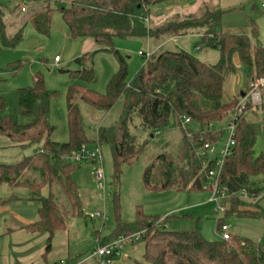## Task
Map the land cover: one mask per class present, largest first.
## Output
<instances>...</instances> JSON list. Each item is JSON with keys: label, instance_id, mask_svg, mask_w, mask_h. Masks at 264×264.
Masks as SVG:
<instances>
[{"label": "trees", "instance_id": "obj_1", "mask_svg": "<svg viewBox=\"0 0 264 264\" xmlns=\"http://www.w3.org/2000/svg\"><path fill=\"white\" fill-rule=\"evenodd\" d=\"M17 1L0 0L2 47H13L23 39V26L8 38L3 21L8 4L17 5ZM30 1L44 3L41 11L27 19L37 34L48 35L51 15L57 11L72 38L91 39L98 48L74 59L77 70L61 69L67 71L71 79L65 93L66 142L50 139L54 127L49 122V102L54 92L45 87L41 77H35L29 86L11 92L0 91V135L14 145L35 147L30 155L16 163L0 164V184L26 188L29 199L39 204L37 219L25 229L47 233L48 250L52 235L65 230L67 217L82 215L80 195L72 177L77 166L67 160V156L82 144L92 142L99 145L94 140L97 138L101 145L109 146L112 182L117 185L121 167L132 163L142 152L144 144L163 135L167 129L178 127L184 134L181 159L187 162L193 175L187 183L181 181L184 185L180 191L188 193L210 187L205 171L215 165L210 160L208 167L203 168L198 150L208 143L215 147V154L223 144H219L220 138L224 132L228 134L233 124L234 144L223 158L217 181L229 196L226 215L258 218L263 222V232L258 240L237 234L227 240H207L195 227L170 228L174 214L161 218L143 214L139 207H136L133 221L124 223L117 218L113 232L98 240L104 245L119 237L139 233V238L130 244L142 246L141 264H264V210L256 206L258 189L251 187L253 178L264 175V112L260 110L261 104L252 106L248 103L239 114L236 110L242 97L240 94L248 93L255 80L264 78V47L257 40L255 29L250 34L221 31V11L203 4L193 15L171 18L167 25L157 30L160 29L167 37L201 35L200 47L217 50V62L206 63L176 47L162 46L144 56L143 65L127 82L126 58L115 50L114 39L148 41L159 37L156 29L150 26L151 12L156 7H164L170 0H71L68 6L63 3L53 5L50 0ZM99 50L112 52L118 64L102 94L86 87L95 81L91 55ZM22 65L15 63L10 69L17 71ZM236 72L241 77L242 86L237 93L225 98L223 86ZM261 91L264 98V88ZM79 103L100 112L97 121L101 125L94 138L87 135L89 129ZM113 109H118L117 119L105 125L102 119ZM133 118L139 120L141 131L147 132V139L138 144L129 132ZM184 118H189L190 122L184 124ZM191 123L197 126L196 131L186 129V125ZM258 142L261 150L256 153ZM214 154L211 156L217 157ZM166 159L163 154L157 155L144 168L142 183L146 189L165 190L179 183L173 164ZM156 162L160 165L157 179L151 173ZM193 165L197 167L191 168ZM197 171L199 174L195 177ZM187 175L183 173L181 177ZM54 183L66 203L67 217L59 212L56 196L42 194L43 189H50ZM246 194L257 199L250 205L253 209L242 208L247 201L243 199ZM223 223H226L224 217L216 220L218 231Z\"/></svg>", "mask_w": 264, "mask_h": 264}, {"label": "rangeland", "instance_id": "obj_2", "mask_svg": "<svg viewBox=\"0 0 264 264\" xmlns=\"http://www.w3.org/2000/svg\"><path fill=\"white\" fill-rule=\"evenodd\" d=\"M63 1L65 6L69 5L68 0ZM196 1L199 2L200 0ZM209 1L210 3H215L216 8L221 11L220 30L236 34H250L252 28L256 27L259 43L264 47V6H262L264 0ZM166 5L162 8L156 7L151 12L149 22L151 28L156 29V32L157 28L167 25V20L171 18L180 19L197 12V9L194 11L179 9L178 7H181V5L175 3V0L168 5H171L170 10L165 11ZM206 5L208 7L211 6L209 4ZM11 7L12 10H16V3H12ZM172 8L176 11H171ZM17 18L4 20L8 38L15 34L19 24L22 23L19 20L12 23ZM21 31L23 34L21 42L10 48L0 46V91L11 92L19 87L29 86L35 77H41L45 87L54 92L49 102V122L54 127L50 139L60 143L66 142L68 140V132L65 93L71 79L69 73L61 71V69L71 71L78 69L74 59L82 54L81 49L86 48L84 39L71 37L66 24L57 11H53L51 15V26L48 35L37 34L29 22L24 24ZM200 39L197 35L189 34L180 36L170 45L172 47L177 46L200 61L207 63L217 62L219 58L218 51L205 46L200 47ZM152 40L154 38L148 41L144 39H114L115 50L126 58L127 82L133 79L139 67L143 65L144 56L153 52L154 43H152ZM138 51L144 55H139ZM54 56L60 59L57 64L52 62ZM15 63H22L23 65L19 70L13 71L10 68ZM91 66L95 81L86 84V87L98 94H102L105 92L107 82L117 70L116 56L112 52L96 51L91 55ZM241 86L240 75L237 72L233 73L223 86L225 98L234 95L235 92L237 93L238 88ZM262 96L261 93L260 110L264 112V98ZM79 106L84 123L89 129L87 135L90 138H94L95 133L100 128L99 125H101V122L97 121V114H100V112L95 111L84 103H79ZM117 113L118 109L111 110L102 119L104 124L109 125L115 121ZM129 128V132L134 136L136 144L147 139V132L141 131L137 118H133ZM186 129L196 131L197 126L191 123L186 125ZM183 136L184 134L180 128H169L163 135L151 139L147 145L144 144L145 147L140 155L132 163L121 167L117 185L112 182V161L109 146L107 144L101 145L97 138H94L100 145L104 187L102 191L97 188L96 182L91 175V164L89 162L73 164L77 166L72 177L80 195L82 215L79 217L66 216L67 206L55 183L50 189L46 187L42 190L43 195L52 193L58 198L59 212L67 217L65 230L54 233L49 241V248L45 256L47 264H52L54 261H57L55 264H100L93 255L94 248L98 244L101 245L98 239L102 240L113 232L117 218L124 223L133 221L136 207H139L143 214L157 215L161 218L174 214L169 223V227L172 229L182 230L195 227L205 239H219L220 235L216 228L218 216L213 211L216 204L210 200L212 191L207 190L209 187H205V190L189 191L188 193L187 191H180L184 185L181 181H186L187 183L192 175L187 162L181 159L183 156L181 151ZM227 139L228 134L224 132L219 144L226 142ZM91 143L89 142V145L86 144L89 150L94 145ZM33 148L35 147L14 145L4 135H0V164L16 163L30 155L33 152ZM260 150L261 143L258 142L255 146V151L259 153ZM160 154H163L167 158L166 160L173 164L175 174L178 176L176 179H178L179 183L174 184L170 189L148 190L142 183V172L154 160L155 156ZM159 166L157 163L155 169L151 171L156 179L159 177ZM196 167L195 165L191 166L193 169ZM202 167L206 168L207 166L204 167L202 163ZM183 173H188V175L181 177ZM198 174L197 171L195 177ZM252 181L251 187L259 191L257 195L259 199L256 206L264 210V175L257 176ZM7 188L9 187L6 185H0V199L11 195ZM16 189L13 192L16 196L22 195L23 191L25 192V189L18 187ZM243 199L247 201H244L245 206L242 208L253 209L250 205L254 204L257 199L250 198L249 194H246ZM21 202L24 203L20 208H13V205H9L2 209L1 212L5 213L11 208L12 210L22 211L27 215H31L37 206V202L33 200H22ZM222 217H224L226 223L230 224V233L232 235L237 234L251 240H258L263 232V222L258 218L239 217L228 213L227 215H222ZM128 245L125 244L118 256L123 255L125 248L130 246Z\"/></svg>", "mask_w": 264, "mask_h": 264}, {"label": "crops", "instance_id": "obj_3", "mask_svg": "<svg viewBox=\"0 0 264 264\" xmlns=\"http://www.w3.org/2000/svg\"><path fill=\"white\" fill-rule=\"evenodd\" d=\"M68 1L69 3L71 2V0ZM50 2L53 5L58 3H64L63 0H50ZM29 3L30 4H27L26 10L24 12L20 11L18 5H16V10H12L11 4H8V10L5 11L3 21L5 19L12 20V18L18 17L17 19L12 21V23H15V21L18 22V20L22 21V23L19 24L18 28L16 29L17 31L20 27L24 26V24L27 23V19L29 16L41 11L44 8V3L42 2L30 1ZM170 3H173V1L170 0L167 2L165 11L170 10L171 5L168 6ZM175 3L181 5V7H178L181 10L188 9L194 11L195 9H197L198 11V9H200L201 5L203 4H209L211 5V8H216V4L210 3L209 0H200L199 2H195V0H175ZM174 10L175 9L172 8L171 11ZM252 29H255L257 40L259 41L256 27H253ZM156 33H159V37H156L154 38V40H152V43H154V47L152 49L153 52L160 49L162 47V44L163 46L172 47L170 44L180 37L163 36L162 31L160 29H158ZM191 35H197L201 38V35L199 34ZM84 44L86 48L81 49L82 54L85 52L93 51V49L98 48L91 39H84ZM0 185L8 186L9 188L7 189L11 193V195H9L7 198L0 199V264H47L45 256L47 252L46 245L48 234L41 232H31L25 229V226L32 224L37 219V209L39 205L38 202L36 201L37 206L31 213V215H27L22 211L12 210L11 208L5 213L1 212V210L4 209L6 206L13 205V208H20L24 203L21 202L22 200L30 201L33 199H29V192L26 188L8 185L5 183H2ZM16 187L25 189V192L23 191L22 195H14L13 192H15ZM129 245V247L125 248L123 255L116 257V259L110 264H141L143 262L142 246H139V244ZM56 262L57 261H54L52 262V264H55Z\"/></svg>", "mask_w": 264, "mask_h": 264}, {"label": "built area", "instance_id": "obj_4", "mask_svg": "<svg viewBox=\"0 0 264 264\" xmlns=\"http://www.w3.org/2000/svg\"><path fill=\"white\" fill-rule=\"evenodd\" d=\"M30 0H18L17 5L21 12L26 10V6ZM264 6V5H262ZM264 12V10H263ZM141 55V52H138ZM60 61L59 57L54 56L52 62L57 64ZM251 89L248 93L244 94L239 100L236 110L238 114L244 109L245 105L248 103L252 106L259 105L261 102V89L264 88V78H259L251 84ZM189 118H184V124L189 123ZM234 125L231 124L228 131V139L217 149L214 154L215 147L211 144L205 143L198 150L199 158L203 160V166L209 165V161H213L214 168L207 169L205 172L206 179L209 182V190H211L210 200L215 202L213 211L217 214V219L222 218L229 210V196L225 192V189L220 187L217 181V176L222 167L223 158L229 154L230 147L234 144ZM214 154L217 157H212ZM67 160L73 164H79L83 162H89L91 164V175L96 182L97 188L102 191L104 184L103 171L101 166V151L99 145H93L92 149L89 150L86 144H82L80 148L67 156ZM210 161V162H211ZM206 167V168H207ZM231 226L228 223H223L219 229L220 238L227 240L231 237ZM139 238V233L133 234L131 236H122L104 245H97L93 250V255L96 257L100 264H110L113 259L119 255L121 250L124 248L125 244H130Z\"/></svg>", "mask_w": 264, "mask_h": 264}, {"label": "water", "instance_id": "obj_5", "mask_svg": "<svg viewBox=\"0 0 264 264\" xmlns=\"http://www.w3.org/2000/svg\"><path fill=\"white\" fill-rule=\"evenodd\" d=\"M240 95L243 96V93H241Z\"/></svg>", "mask_w": 264, "mask_h": 264}]
</instances>
